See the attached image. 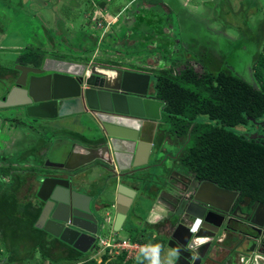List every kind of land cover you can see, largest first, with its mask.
<instances>
[{
	"label": "water",
	"instance_id": "95a60500",
	"mask_svg": "<svg viewBox=\"0 0 264 264\" xmlns=\"http://www.w3.org/2000/svg\"><path fill=\"white\" fill-rule=\"evenodd\" d=\"M14 70L17 74L12 78L13 86L2 98L0 107L22 106L27 117L37 119L73 116L91 142L63 140L69 146L63 151L66 157H61L60 162L46 163L45 167L51 168L54 175L38 180L39 207L34 223L36 229L87 253L103 223L91 208L90 203L97 199L74 189L82 178L81 167L99 170L106 178L104 189L112 188L115 192L112 229L117 232L136 194L123 182L148 164L163 102L151 94L149 74L50 57L38 68L15 65ZM236 196L237 192L203 181L191 200L179 198L167 242L179 260L184 264H201L222 225V216L215 211L227 213ZM201 218V229L190 233L189 226ZM254 245L256 248L253 246L241 255L239 264H264V245Z\"/></svg>",
	"mask_w": 264,
	"mask_h": 264
},
{
	"label": "crops",
	"instance_id": "0c3cea01",
	"mask_svg": "<svg viewBox=\"0 0 264 264\" xmlns=\"http://www.w3.org/2000/svg\"><path fill=\"white\" fill-rule=\"evenodd\" d=\"M101 1L105 0H100L99 2ZM135 1L136 0H126L127 3L121 6L115 3L116 0H106L104 4L99 3L97 7L96 0H92L90 3V11L85 10L82 13L84 15L82 16L81 21L85 23L87 22V27L92 28L94 27L93 20L97 21L99 19L97 18L98 14L99 16H102V19L99 21L103 20L104 22H107L110 27L113 24L114 31L120 36V22L122 21V18L125 19L127 17V13H130V8L136 4ZM178 1H180L183 10L187 14H191L194 11V8H197L195 4L187 3L186 0ZM228 1L236 7V13L243 18V22L247 21L250 28L255 27V23L252 24L251 22H255V17L258 15L260 8H262L264 13V7H262L264 2L261 3L262 0ZM2 6L4 5H0V7ZM157 8L160 7L147 3L137 7L138 11L134 15L138 17V20L143 19L144 23L148 25L146 26L147 29L155 27V30H152L151 32L145 31L143 33H135V36L142 38L141 44L149 40L153 41L155 36H161L160 31L162 30V32H164V30L161 29L157 31V25L161 24L162 27L167 30L171 27V16L167 11L163 12L162 8L159 13ZM145 11L149 12L148 18H145ZM211 18L212 17L207 16L206 19L205 17L204 19L206 20L201 24V27L203 26V31L205 32L204 35L209 38V40L204 39L206 41V43L203 42L204 50H201V47L199 48L200 52L202 51L204 55L209 54V57L210 54H216L214 52L218 50V43L219 47L224 50V43L227 44L228 41H236L240 36L235 29L237 26H240V23L236 25L228 23L224 26H220L217 22L210 21ZM244 18L246 20H244ZM261 18L262 17L259 19ZM116 20H118V23H114ZM258 22L263 23L264 20ZM85 23L82 24L85 25ZM0 31L1 41L2 38H5V35L2 32L3 29ZM25 32L26 34H24L23 38L28 39L29 34L26 30ZM89 33H93V30L89 31ZM213 33L216 34L215 37L217 39L210 37ZM253 34L254 33H250V35ZM194 38L195 36L192 39H189L194 41L196 39ZM159 40H163V38L160 37ZM250 40H252V38ZM213 41L216 43L215 46L212 43ZM194 44H199L198 40L191 43L192 46H194ZM142 45L148 46L146 44ZM148 47V49L153 48V46ZM169 47L170 45L166 48ZM205 49L208 51H205ZM6 50L8 49H6L5 46H0V54L5 53ZM236 50L237 51H234L233 53L243 51V49ZM148 51L152 52V56L158 55L161 58L163 56L155 50ZM20 55L21 54H18V56L14 58L13 63L5 67L10 68L15 65V63L18 62L17 60ZM45 58L48 57H44V59ZM159 59V57L157 60L154 59L156 64L154 63L150 68L146 67L143 69L142 67L137 70L124 68V70L149 74L150 77L151 75L155 76L159 74L157 70H161V68H159V66H161V61ZM164 61L167 65H170L168 61ZM213 65L214 62L212 61L211 66L213 67ZM169 67L165 69H168ZM12 80V77L7 76L3 79L5 83L4 86L8 87ZM150 90L153 95V81ZM9 108L10 109L6 111L4 115V118L8 119V122H4L5 126L0 128V156L6 157L3 162H0V167L6 170L9 169V172L0 177V180L9 184L11 183L10 175H12L18 182L23 183L14 193H11V190L8 189V194L13 195V198L16 201V210L11 213L4 210L0 212V218L4 219V221L0 220V248L2 249V241H4L7 246V254L3 260L4 264H29L30 262L31 264H78L88 259H93L90 254L88 255V253L85 254L78 252L65 243L52 238L47 233L34 227L38 214L37 207H39V201L36 198V192L39 186L38 180L46 175H54L51 168L45 167L46 163L50 164L54 162L50 158H58L59 160L57 162H60L63 157H66V151H63L69 149V146L65 145L64 142H62L63 140H69L81 144H89L91 142L86 140L83 130H78L80 127L76 124V119L73 116H58L55 119H37L27 117L22 106ZM3 119L0 118V126ZM27 123L28 127L24 126ZM72 131L75 132L74 136L78 137V140L75 139L74 136L68 137L69 135H73ZM54 142H56V145L53 147ZM1 144L4 145L2 146ZM169 148H172V146L169 145L168 149ZM34 150L36 151L33 152ZM172 150L175 152H171L178 153V149L172 148ZM61 151V156H58ZM166 151L167 148L164 149L163 146L157 150H154L153 147L148 164L142 167L141 171L135 174V176L125 178L123 183L136 190V194L131 202L123 224L117 232H114L112 229L116 213V194L112 188L104 189L106 178L103 174L96 168L90 166L81 167L80 176L82 178L76 182L74 189L82 195L97 199L90 204L93 212H95V214L103 221L102 227L99 228L103 237L143 241V244L149 245L157 251L159 255V262L157 264H184L182 260H179L177 253L167 245L174 225L171 219L168 198L175 194V192L179 193L177 191H180L182 194L184 191H190V180L192 175L181 166L176 168L178 165L176 156L170 158V161H168L170 168L166 171V168L163 165L167 161V158L170 157L167 155L165 156ZM15 155L17 158H15ZM179 168H181L180 170H183L182 172L184 173L178 170ZM164 180L170 181L169 187L163 186L160 188L158 183H161V181ZM119 231H123L128 235L126 237H120L117 234ZM224 237L225 234L221 232L217 237L218 241ZM233 239L236 243H231L229 246L219 249L220 253H217L216 251L217 247L215 245L218 242L216 239L214 246L208 253L209 255L201 262V264H234L231 262L233 257H235L234 254L239 255L243 249L237 245L239 238L233 237ZM241 255L243 254H240L239 256L241 257ZM143 257H138L129 264H143ZM94 258L97 262L102 259L99 255ZM112 258L109 257V259ZM113 259L115 262V258ZM176 261L179 262L176 263Z\"/></svg>",
	"mask_w": 264,
	"mask_h": 264
},
{
	"label": "trees",
	"instance_id": "16d2710c",
	"mask_svg": "<svg viewBox=\"0 0 264 264\" xmlns=\"http://www.w3.org/2000/svg\"><path fill=\"white\" fill-rule=\"evenodd\" d=\"M142 1L159 6L169 15L172 12L175 16L179 11L170 9V5L163 0ZM104 2L106 0L100 3ZM222 2L226 5L225 10L231 13L227 0ZM219 13L217 10L214 20L219 19ZM236 14L232 13V16L236 17ZM238 16L240 21L242 17ZM242 19L240 26L235 28L240 34L239 38L228 43L230 46L231 43L235 44L236 49H242L245 45L246 51L253 52L250 65L252 79L247 80L226 72L227 70L222 69L224 64L214 72L213 68L203 62L204 54L200 57L197 55L194 60L187 59L185 64H180L182 67L178 71L176 63L170 62V67L155 75L153 80V96L163 102L153 147L157 150L164 144L175 146L178 149L177 164L191 173L197 182L209 181L236 191L240 199L249 198L251 201L264 203V51L258 52L257 46H254L260 36L242 33L245 27L250 29L251 32L248 33L256 32L260 29L258 25L261 22L250 28L247 21L243 22ZM162 33L161 30L160 35L165 40ZM165 41L166 47L171 46L169 40ZM181 43H184L183 40ZM162 44L160 40V45ZM234 51L237 50L230 49L229 53ZM229 53L226 59H229ZM26 57L21 54L15 65L38 68L44 60L38 50H31ZM162 59L166 60L164 56ZM226 59L223 60L224 63ZM190 62H196L204 69L197 73ZM14 66H0V79L15 77L17 71ZM10 82L8 87H11L12 81ZM5 159V156H0V162ZM8 172L9 169L0 167V177ZM10 180L9 184L0 180V212L4 210L11 213L16 210V201L13 195L8 194V189L14 193L23 182H18L12 175ZM0 220L4 221L3 218ZM133 240L129 241L143 242ZM1 247L0 261L4 264L7 254L4 241ZM138 257H143V264H157L146 253H140ZM134 259L126 263L124 256H118L114 262L104 254L100 262L93 258L78 264H129Z\"/></svg>",
	"mask_w": 264,
	"mask_h": 264
},
{
	"label": "rangeland",
	"instance_id": "374dc122",
	"mask_svg": "<svg viewBox=\"0 0 264 264\" xmlns=\"http://www.w3.org/2000/svg\"><path fill=\"white\" fill-rule=\"evenodd\" d=\"M91 1L92 0H0V5H4L0 7V30L3 29L2 32L5 35V38H2L0 41V46H5V48L8 49L5 51V53L0 54V66L5 67L9 64H12L14 58L18 56V54H23L24 58H27L26 56L28 53H31V50H38L42 53V58H59L64 61L83 63L85 65L104 63L109 66L111 64H115L117 67H122L125 69L132 68L133 70L141 69L142 67L143 69L146 67L150 68L155 63L154 59L157 60L159 57V60L161 61V66H159V68H161V70L157 71L162 72L170 65H167L160 56H152V52L148 51L155 50L163 55L168 63L175 62L177 66L176 71H178L182 67L180 64H185L187 59L190 60V58H192L194 60L197 55L200 57L204 54L202 51L200 52L199 48L201 47V50H204L203 42L206 43L205 40H209V38L204 35L205 32L203 31V26L201 27V24L204 23V21L207 19V16L212 17L210 21L217 22L220 26H224L228 23L231 25H236L241 23L242 19L241 18L239 21V16L237 14L236 17L232 16V13H236V7L228 0L227 3H229V8L232 10L231 13L225 10L227 8L222 2L223 0H186L187 3L195 4L197 7L194 8V11L191 14H187L183 10L180 1L163 0L168 5H170V9L174 11L179 10L177 11V15L175 13V16L172 14V12L170 13L171 27L168 30L163 28L161 24L157 25L156 27L160 30H164L162 36L165 40H169L172 44L169 48H166V44H164L166 41L162 40L163 44L160 45L159 38L161 36H155L153 41L149 40L142 43L150 47L153 46V48L148 49V46L141 44L142 38L135 36V33L138 32L143 33L145 31L151 32L152 30H155V27L147 29L146 26L148 25L144 23V20H138V17L134 15L138 11L137 7L144 4L142 0H136V4L130 8L131 10L129 11L130 13H127V17L125 19L122 18V21L120 22V36H118V33L114 31L115 29L113 24L110 27L108 26L107 22H104L103 20L99 21L102 19V16H99L98 14L97 18L99 19L97 21L93 20L94 27L92 28L87 27V22L85 23L81 21L82 16L84 15L82 13L85 10L90 11ZM99 1L100 0H96L97 7L100 3ZM262 2H264V0H262L261 3ZM115 3L123 6L127 2L126 0H116ZM262 7H264V4ZM217 10L220 12L217 14V18L219 19L214 20L213 17L216 18L215 15ZM157 11L160 13L161 8H157ZM144 13L146 14L145 18H148L149 12L145 11ZM205 17L206 19H204ZM258 17L262 18L259 19ZM255 18V22L252 21L251 23H255L256 27V25H258V21L264 20L262 8L259 9L258 15ZM117 21L118 20H116L114 23H118ZM82 23H85V25ZM258 26H260V29L254 32V34L260 36V40L257 41L256 45L254 46H257L258 52H263L264 22ZM25 30L29 34L28 39L23 38L24 34H26ZM92 30L93 33H89V31ZM247 32L251 31L245 27L242 33L245 34ZM215 35L216 34L213 33V35H210V37L216 38ZM248 35H250V33H248ZM194 36L196 39L194 38V41L190 40ZM182 40L184 43H181ZM196 40H198L199 44H194V46H192L191 43H194ZM212 43L215 46L216 43L214 41ZM224 46L226 49L225 51L219 47L218 43V50L214 48L216 50L214 53L216 54H210V57L208 56L209 54H206L204 56L203 62L213 68L214 72L217 69H221L223 67L222 64H224L225 67L222 69L227 70L226 72L236 74L247 80H251L252 70L250 65L252 63L253 52L246 51L247 48L244 45L242 48L243 51L229 53L230 49L236 50L235 44L231 43L230 46L229 43H224ZM205 51L208 50L205 49ZM228 53L230 54V57L232 56V58L229 57V59H226ZM225 59L226 64L223 62ZM212 61L214 62L213 67L211 66ZM189 64L192 65L197 73H201L204 69L196 62H190ZM151 80H154V76L152 75ZM4 85V81L0 79V102L8 92L7 86ZM9 109L10 108L0 107L1 119L4 118L6 111ZM4 122H8V119H3L0 128L5 126ZM24 126L28 127V123ZM80 129L84 131L82 126L78 128V130ZM72 132L73 135H69L68 137L74 136L75 132ZM74 138L77 139L78 137L74 136ZM1 145L3 146L4 144ZM168 147V144L163 145L164 149L167 148L165 156H170L163 165L166 168V171H168L167 169L170 168V165H168L170 158L177 155L176 153H173L175 151L172 150V148H176L175 146L169 149ZM15 158H17L16 155ZM50 159L54 162L59 160L58 158ZM178 167H180V165H177L176 168ZM180 169L181 168L178 170ZM180 171L182 172L183 170ZM158 184L160 188L163 186L169 187L170 181L164 180ZM102 222L103 221L100 220V224H102ZM117 234L120 237H126L128 235L123 231H119ZM240 234L243 235V233H240L239 231L236 232V235H228L227 241L225 243H220L219 247L224 248L223 246L227 244V242L234 240L233 237H238L241 239ZM240 242L241 241L239 240L238 244H240ZM241 251L242 252H240L239 255L246 254V250ZM87 253L89 255L90 251ZM239 255H235V258H233L231 262L239 264V259L241 258ZM113 258L116 259V257ZM113 258L111 260H114ZM29 264H31V262Z\"/></svg>",
	"mask_w": 264,
	"mask_h": 264
},
{
	"label": "flooded vegetation",
	"instance_id": "af4514ba",
	"mask_svg": "<svg viewBox=\"0 0 264 264\" xmlns=\"http://www.w3.org/2000/svg\"><path fill=\"white\" fill-rule=\"evenodd\" d=\"M100 65L104 67L106 66V67H112V68H120L124 70V68L117 67V65H113V66L112 64L109 66L107 64H100ZM12 86H13V83L11 84V87ZM11 87H9V89H11ZM175 177H176V174H175ZM190 182H191L190 191H184L183 194L180 193V191H177L179 193L175 192V194H173L172 196L168 198L169 209L171 211L170 212L171 218L173 217L172 213L175 212V210H177L178 208L177 204H178L179 198L183 196L184 199L191 200V198L193 197L195 188L198 186V184L201 183V182H197V180L194 178L193 175L191 176ZM219 188H222V187H219ZM222 189H225V188H222ZM229 191L236 192L232 190H229ZM210 211H213V210L210 209ZM215 212H217L218 215H221L223 219L222 225L219 228L218 235H220L221 232L225 234V237L219 241H218V238H216L218 241L215 245L217 247L216 248L217 253H220L219 249H222L219 247V244L225 243L227 241L228 235L234 234L235 232H238V231L240 233H243V235L240 234L241 239L239 240L241 242L240 244L237 243V245H239L244 251L245 250L248 251L249 249L253 248V246H255L254 248H256V245H254L256 242L259 246L264 245V203L258 202V201H251L249 198L240 199L237 193V196L235 197L233 203L229 206V211L227 213L222 212V211H215ZM203 221L204 220L201 218V219H198V221L196 222L198 230L201 229V226L203 225ZM254 238H258V241L255 242ZM231 243H234V241L227 242V244H225L223 247L225 248L229 246V244ZM261 250L264 251V248L262 247Z\"/></svg>",
	"mask_w": 264,
	"mask_h": 264
},
{
	"label": "built area",
	"instance_id": "2783aa9c",
	"mask_svg": "<svg viewBox=\"0 0 264 264\" xmlns=\"http://www.w3.org/2000/svg\"><path fill=\"white\" fill-rule=\"evenodd\" d=\"M197 221L198 219L195 220V223H192L189 226V231L192 234L198 231L196 225ZM89 251L92 258L98 255L101 258L104 254H107L108 257L124 256L125 261L138 257L140 253H146L150 256L151 260L155 261L156 263L159 262L158 253L151 246L143 243L130 242L127 239L114 237L105 238L100 232L95 235V242ZM241 261H243V259H241ZM0 264H2L1 261Z\"/></svg>",
	"mask_w": 264,
	"mask_h": 264
},
{
	"label": "clouds",
	"instance_id": "9594fccd",
	"mask_svg": "<svg viewBox=\"0 0 264 264\" xmlns=\"http://www.w3.org/2000/svg\"><path fill=\"white\" fill-rule=\"evenodd\" d=\"M100 261H101V260H100ZM100 261H99V262H100Z\"/></svg>",
	"mask_w": 264,
	"mask_h": 264
}]
</instances>
